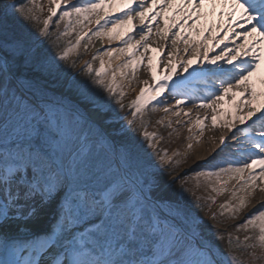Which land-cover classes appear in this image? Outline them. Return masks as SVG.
Returning <instances> with one entry per match:
<instances>
[{"label": "snow or ice", "instance_id": "snow-or-ice-1", "mask_svg": "<svg viewBox=\"0 0 264 264\" xmlns=\"http://www.w3.org/2000/svg\"><path fill=\"white\" fill-rule=\"evenodd\" d=\"M205 5L216 19L198 27ZM153 35L163 43L153 47ZM104 37L121 46L78 68L82 41L87 52ZM145 60L152 82L125 104ZM262 67L264 0H0V264H244L235 248L264 261V200L236 225L250 235L228 233L225 251L198 214L205 203L183 187L231 191L238 202L220 215L233 219L264 195V76L252 79ZM189 103L206 110L201 133L207 110L227 132L196 169L168 179L181 161L158 148L146 117L190 116Z\"/></svg>", "mask_w": 264, "mask_h": 264}, {"label": "bare ground", "instance_id": "bare-ground-1", "mask_svg": "<svg viewBox=\"0 0 264 264\" xmlns=\"http://www.w3.org/2000/svg\"><path fill=\"white\" fill-rule=\"evenodd\" d=\"M171 9H168L166 11L167 15H171ZM204 12L209 13L208 17L205 19L204 17H201V20L198 22V27L206 26V24L212 23L213 20L216 19L215 14L212 13V8L210 5H205V8L203 9ZM216 11H219V7L217 6ZM134 24L139 25V19H135L133 21ZM191 24V22H189ZM157 27H163V23L157 25ZM156 31V27L153 28V32ZM138 39V37H137ZM153 47H156L159 43H163L162 40H160L159 37L153 35L150 38L149 41ZM211 43V40L209 41ZM170 43V41H169ZM102 42L98 43L95 48L98 46H101ZM110 43H106L108 45ZM113 47H120L118 41H114L111 43ZM178 47L183 49L185 45L183 43L178 44ZM94 48V49H95ZM171 48L166 49V51H170ZM151 54V53H149ZM180 56H183L184 58H187V55L183 52L180 53ZM180 56L177 58L179 59ZM159 59L161 60L160 65L158 66V72L164 71V63L167 62V55L160 56ZM117 60L112 61L113 67L115 64H117ZM106 68L108 67V62L105 63ZM261 76H264V67H262V70L260 73L254 74L252 77L253 80L259 79ZM119 79V77H118ZM143 80H148L149 83H151V75L147 68V61L145 60V63L142 64L138 70H137V76L136 79L130 84L131 86H137L138 84H141ZM129 85V84H128ZM129 85V86H130ZM143 86V85H142ZM141 86V87H142ZM140 89V88H139ZM138 90V89H137ZM169 103H174L172 98H168ZM227 106V102H225V107ZM189 108H192V104H186L183 106V110H187ZM175 111V109H173ZM204 109H195L192 108V112L190 116H184L183 112L180 116H174L171 112L164 113L161 110L162 115L167 116L168 120L170 119L172 121V127L170 133L173 134L172 136H163L161 138V142L165 145L166 149H170L171 154L169 157L172 158V162L175 163V161L179 160L182 164H188L187 169L180 175L181 178H183V174L185 172H191L192 170L196 169V166L199 163H202L203 159H207L206 153L208 152L209 148L212 147V139L215 137L217 142L218 138L221 134V132H227L226 129L222 127L218 128H212L211 125V111L207 110L209 119L205 121L206 127L203 131V133L200 132L199 126L196 125V117L197 112H199L201 118L205 114ZM242 114V113H241ZM230 118V117H229ZM167 120V121H168ZM181 121V123H177V121ZM238 123V122H237ZM239 126V125H238ZM189 128H191V131H189ZM160 129L154 130L153 132L158 133ZM228 137H231V133H227ZM191 144V148L188 147V145ZM201 151H207L203 154L200 153ZM200 153V154H199ZM204 155V156H203ZM176 183L178 186H181L180 180H177ZM235 183V181H230L227 187L229 189L232 188V185ZM183 185L189 186L196 196L201 198L203 201H208V207L206 209L205 217H203L206 224H208L210 227H212L215 223L218 221H226L229 218V215L225 213L223 216L220 215V213L223 211L220 208V205L224 203L225 201H231V203L235 204L238 201L235 199H231V191H224V192H214L210 187H208L203 180H201L199 186H197V182L194 179H187L185 180ZM244 195V193H237V196ZM213 196L215 197V202L213 203L211 200L208 199V197ZM264 200V195L257 192L255 195L248 197V203L247 206L237 215L238 220L234 223V225L231 226V228L228 230L227 233H222L219 230V233L222 235V239L218 241V243L227 242L228 241V233H231L232 236H239L238 232L245 231V230H239L237 231L236 225L241 224L244 222V220L247 218L248 215H250L252 212H254L257 208L260 207L261 201ZM212 213L217 214L216 219H212Z\"/></svg>", "mask_w": 264, "mask_h": 264}, {"label": "rangeland", "instance_id": "rangeland-1", "mask_svg": "<svg viewBox=\"0 0 264 264\" xmlns=\"http://www.w3.org/2000/svg\"><path fill=\"white\" fill-rule=\"evenodd\" d=\"M42 2H43V0H42ZM43 15L46 16L47 12L45 11L43 13ZM54 19H56V18H54ZM50 27H52L54 29V25H51ZM90 27H91V25H90ZM62 28H63V24H62ZM67 39H74V34L71 37H67ZM114 41H116V40L109 41L107 39V37H104L102 39H94L93 44L90 45V50L87 52H85L83 49V43L84 42L82 41L81 48L79 50L81 55H80L79 60H78V68L83 67V61L90 60L91 55L101 46L108 47L109 45H111V47H113L111 43H113ZM99 42L100 43L102 42L101 46H98L97 48H95ZM107 42L110 44L106 45ZM104 59H105V62H108L107 57H104ZM93 66L99 67V61L97 60V61L93 62ZM109 75H110V73H109ZM141 86H142V83L138 84L137 86H131V85L129 86L127 83L125 84V88H124V90L126 92V96L124 99L125 104H127L131 100L135 99L136 95L139 92V88ZM122 114L126 115V119L130 118V111L127 108L124 110V112ZM146 118L148 120V126H147L148 132H153L154 130L160 129L157 133L158 135L154 138V142L157 144L158 148H160L162 150H167V154L169 156L171 154L170 149H166L165 145L161 142V138L163 136H166V137L169 136L170 137L173 135L170 133L171 128L164 126L165 124H167V120H168L167 116L162 115L161 111H157V112L149 111ZM161 118H164V124L157 123V121H159ZM204 152H207V151H201L200 153L203 154ZM156 159L158 161L159 158L157 157ZM187 167H188V164H182L181 163L179 168H177V170L174 173L169 174V176L167 178L172 179V178L177 177V176L180 177V175L187 169ZM177 184H179V183H175L173 185V188H180L181 187V186H178ZM183 187H185L189 190L188 191V198H190L193 201H195L197 198H199L198 196L195 195V193L193 192V190L189 186L183 185ZM200 201H201V203H205V208L203 210H200L198 213L203 218V217H205V213L207 212L206 209L208 207V201L207 200L203 201L201 198H200ZM237 220H238L237 216L235 219H233L229 216V218L226 221H218L217 223H215L212 226V228H215L222 233H227L228 230L231 228V226L234 225V223ZM238 235L239 236H233V237H239L240 240H243L245 236L250 235V230L249 231H240V232H238ZM218 244L220 245V247L223 250H225V251L228 250V243L227 242H222V243L219 242ZM233 251L235 252V254L237 256H239L241 258V260L244 262V264H264V261H262V260H252L251 259L249 253H251L253 251V249H248L247 251H245L243 248H235V249H233ZM255 251L257 252L258 255L260 254V249H256Z\"/></svg>", "mask_w": 264, "mask_h": 264}]
</instances>
